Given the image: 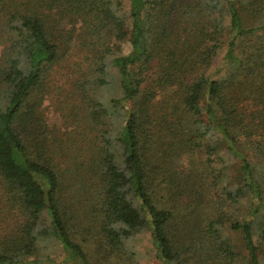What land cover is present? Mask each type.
<instances>
[{"label":"trees","instance_id":"16d2710c","mask_svg":"<svg viewBox=\"0 0 264 264\" xmlns=\"http://www.w3.org/2000/svg\"><path fill=\"white\" fill-rule=\"evenodd\" d=\"M76 48L81 149L61 169L37 99ZM226 228L264 264V0H0V264L55 243L135 264L143 234L163 264H239Z\"/></svg>","mask_w":264,"mask_h":264},{"label":"rangeland","instance_id":"374dc122","mask_svg":"<svg viewBox=\"0 0 264 264\" xmlns=\"http://www.w3.org/2000/svg\"><path fill=\"white\" fill-rule=\"evenodd\" d=\"M124 1V0H122ZM82 49H74L67 53V55L61 60V62L55 66L47 76L44 86L41 87L38 94V99L40 100L41 106L37 109V116L42 117L48 125L47 127V144L57 152V158L59 162V168L67 169L73 168L70 161V156L76 154V149L79 150L81 147H72L70 136L73 133L71 123L74 120V111L78 108L77 102L74 97L75 90V79L86 73H80L79 70L86 71L88 68V61L85 60L86 52ZM131 52V45L129 43L123 44V54L127 55ZM221 54L219 60L222 58ZM81 71V72H82ZM103 100L109 101L110 98L118 97L119 95H114L108 91H99ZM252 144L251 142L244 143L241 145V150H243L249 156L252 155ZM76 148V149H74ZM63 151L68 152L69 155L63 156ZM65 153V154H66ZM62 165V166H61ZM61 166V167H60ZM225 169V167H224ZM236 174L234 167H228L225 169V177L221 180L222 187H224L227 182H233L232 176ZM67 197H73V195H68ZM77 205V203H76ZM228 218L232 220L239 221L245 220L248 217L247 207L244 204L238 206L227 205L224 208ZM225 236L230 237L232 243L235 245V251L240 254L239 264L242 259L247 256V251L242 245V236L238 232L231 231L226 228L224 232ZM87 238V237H86ZM93 237H91L92 239ZM93 245L96 244L95 239H92ZM131 246L136 253L134 258L135 264H163L161 261L157 260L155 257V251L151 244L148 234H143L137 237ZM130 249H132V247ZM93 250V249H92ZM91 256V255H90ZM244 256V257H243ZM31 260L34 261L33 264H76L77 261L72 260L70 256L62 249V246L55 243L50 244L48 247H42V250L37 253ZM95 264V263H92Z\"/></svg>","mask_w":264,"mask_h":264}]
</instances>
